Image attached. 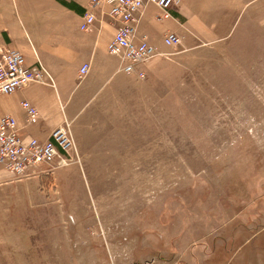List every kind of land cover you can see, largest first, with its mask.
<instances>
[{"label":"rangeland","instance_id":"1","mask_svg":"<svg viewBox=\"0 0 264 264\" xmlns=\"http://www.w3.org/2000/svg\"><path fill=\"white\" fill-rule=\"evenodd\" d=\"M5 3L23 18L25 0ZM248 24L217 44L180 33L179 44H154L117 107L96 108L87 93L71 126L78 158L12 178L15 204L7 194L1 208L30 219L15 221L23 236L9 238L15 251L0 262L184 264L179 250L199 242L210 247L199 264H237L223 217L264 216V28ZM16 182L30 187L23 210Z\"/></svg>","mask_w":264,"mask_h":264},{"label":"crops","instance_id":"2","mask_svg":"<svg viewBox=\"0 0 264 264\" xmlns=\"http://www.w3.org/2000/svg\"><path fill=\"white\" fill-rule=\"evenodd\" d=\"M25 1L27 6L23 8V18L17 20L9 3L0 0V40L7 47L19 49L27 64L39 59L52 75L54 85L31 82L14 92L0 95V116L4 113L12 115L21 133L43 140L65 117L71 121L72 126V119L77 113L75 108L86 99L89 92L91 95L84 102L93 99L96 108L100 109L111 108L110 102L113 101L112 106L117 107L119 96L127 92L123 83L135 78L131 75H137L125 74L126 77L118 80L113 87L108 86V82L123 72L119 69L118 56L107 48L117 25V21L107 14L108 3L99 0L98 5L92 8L95 15L93 25L83 30L80 28L82 14L90 8L92 0ZM170 12L171 16L160 19V8L152 2L146 3L138 13L136 39L144 37L153 45L163 46L164 35L172 31L183 34L195 44H217L229 37L233 29L245 27L242 26L244 24L249 23V28H264V0H179ZM84 62H88L89 69L79 78V67ZM75 78L78 79L77 83L82 79L85 81L79 90H76L73 82ZM25 99L35 104L40 111L35 121H25L21 106V101ZM1 172H4L0 180V202L3 205L9 190L13 189L11 180L14 177L3 170ZM16 184L22 189L18 202L23 210L29 204L30 187L27 182ZM24 189L27 191L24 193L27 194L26 198L23 196ZM8 195L9 204L14 205V197L12 199ZM1 205L0 251L8 254L15 251L12 249L13 240L9 238L23 236L20 225L15 224V221L29 220L30 216H8ZM37 220L39 228L41 222L38 216ZM222 220L220 229L229 230L232 238H238L237 264H264V216H224ZM187 227L182 231L190 236L195 230L190 228L191 225ZM19 244L23 245L24 241ZM206 245L196 242L193 246L182 247L179 251L184 264H199L200 260H204L209 252L207 250H210ZM43 252V248H40V253ZM3 264H8V261ZM14 264H20V261Z\"/></svg>","mask_w":264,"mask_h":264},{"label":"built area","instance_id":"3","mask_svg":"<svg viewBox=\"0 0 264 264\" xmlns=\"http://www.w3.org/2000/svg\"><path fill=\"white\" fill-rule=\"evenodd\" d=\"M109 7L107 14L117 21L116 30L109 41V52L119 58V69L126 74L135 73L138 77L145 75L142 64L155 54V46L144 37L136 38V23L139 11L146 3L157 5L161 14L158 18L171 16L170 9L179 0H105ZM99 0H92L90 8L84 11L80 28L88 30L94 23L93 9ZM165 44L173 46L181 42L176 32L164 35ZM89 69L88 62L79 67L78 77L82 78ZM31 82H40L54 85V80L45 65L37 59L27 64L24 55L15 47H7L0 40V95L11 93ZM25 121H35L40 116L38 107L29 100H22ZM78 158L75 138L71 129V121L64 118L55 126L46 139H39L33 135L19 131L16 119L4 113L0 116V170L10 176L21 178L39 174L36 167L41 163L55 159L54 166L67 164ZM53 166V167H54Z\"/></svg>","mask_w":264,"mask_h":264}]
</instances>
